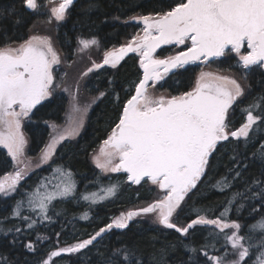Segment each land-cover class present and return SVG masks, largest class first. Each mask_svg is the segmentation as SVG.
<instances>
[{
	"label": "snow or ice",
	"instance_id": "obj_1",
	"mask_svg": "<svg viewBox=\"0 0 264 264\" xmlns=\"http://www.w3.org/2000/svg\"><path fill=\"white\" fill-rule=\"evenodd\" d=\"M47 2L53 5L49 24L64 21L74 4V0ZM149 4L147 14L129 17L143 25V34L136 33L123 45L105 50L102 63L93 60L83 76L105 65L115 69L129 53L139 57L142 75L126 90L127 98L121 101L119 93H112L118 115L93 163L102 173L125 174L124 182L130 185L150 183L163 195L146 206L121 212L86 239L57 244L41 253L40 246H47L51 238L41 234L39 226L55 223L53 216L63 215L57 210L59 205L83 202L86 210L72 219L89 221L98 205L116 198L120 191V183L111 182L98 183L96 190L86 185L78 191L72 169L51 164L50 175L39 178L0 217V237L10 238L7 247L12 249L7 254L0 251V264H30V255L43 256L36 264H54V258L82 253L78 259L90 264L92 257L85 250L97 257L96 264H172L169 256L181 249L187 255L176 264H264V93L242 107L243 120L236 127L234 105L246 90L234 75L201 70L191 90L175 95L154 91L166 77L178 82L189 65L221 58L235 59L244 80L254 71L264 73V0H149ZM41 7L40 0H13L0 6V128L4 129L0 146L7 149L14 165L23 164L0 179V198L4 199L17 193L31 167L30 160L22 159L26 145L22 120L34 116L44 102H51L58 89L69 92L67 126L45 121L52 133L41 150L40 167L53 161L58 145L80 134L90 107L109 95L100 91L82 103L78 84L72 92L63 80L57 83L55 68L62 61L51 37L34 34L16 43L9 25L17 30L26 11ZM97 10L98 0H86L81 26L94 24L91 13ZM113 19L119 21L120 16ZM99 43L94 36L82 35L77 51L87 53L99 48ZM166 45L183 47L161 58L157 50ZM220 164L225 172L205 183V177ZM253 165H258V173L249 177ZM198 186L224 193L222 208L218 215H209L213 209L194 210V218L180 223L189 194L194 190L196 195L204 194ZM245 209L260 215L248 225L231 218ZM146 216H152L153 223L163 229L174 230L175 242L165 241L157 247L159 237L153 236L143 249L137 244L111 248L103 244L112 230H126L130 222ZM198 226L207 232L202 243L194 244L189 238ZM56 235L58 240L60 234Z\"/></svg>",
	"mask_w": 264,
	"mask_h": 264
},
{
	"label": "trees",
	"instance_id": "obj_2",
	"mask_svg": "<svg viewBox=\"0 0 264 264\" xmlns=\"http://www.w3.org/2000/svg\"><path fill=\"white\" fill-rule=\"evenodd\" d=\"M13 0H0V6L8 5ZM41 4L44 2L40 0ZM18 3V0H17ZM86 3V0H76L69 8L68 15L64 22L58 27L55 42L61 51V54L66 61H71L78 45L77 40L80 36L95 37L99 40V49L102 51L110 48L118 47L135 35L139 27L128 22L130 16L136 14H147L150 11L149 0H98V10L91 13V19L94 24L87 27L81 26L79 23L82 18L81 7ZM43 7L35 12L26 11L23 18V23L17 30H12L9 25L13 39L16 43L28 38V33L37 19L43 18ZM114 16H120V20H114ZM125 21H127L125 23ZM170 51L168 47L162 48L157 52V55L164 57ZM216 69L226 71L232 68V72L237 73L242 77V74L236 68L235 59L221 58L214 60L211 63ZM183 71V75L177 79L169 76L159 85L158 89L166 91L168 94H179L183 91L191 89L196 67H187ZM142 75L141 69L138 65V59L130 53L113 69L111 67H103L93 73L87 80L84 86V93L89 97L98 96L100 91L108 92L109 95L102 100H98L91 106L88 114V119L80 137L72 142L61 145L54 157V163H60L68 166L75 173L77 180L78 191H84L85 186L91 190L97 189V184L102 183L107 185L109 182L107 177L98 173L89 162V154L95 150L99 144L107 138V135L113 126V122L118 115V105L112 98V93H119L121 101L127 98L126 90L130 89L133 81L137 80ZM243 78V77H242ZM244 80V79H243ZM109 81H112L109 85ZM246 94L234 105L235 112L233 113V120L236 127H239L243 120L242 107L252 100L254 96L264 93V73L261 71H254L249 74L247 80H244ZM162 85V87H161ZM66 99L61 94H55V98L51 102H46L45 106H38L39 111L34 110L35 115L26 122L24 132L28 137V151L29 155L33 156L39 152V149L46 142L48 136V124L60 123L62 121L65 111ZM224 163H227V156L224 157ZM11 163L5 153L0 150V178L6 175L11 169ZM225 168L222 164L218 165L215 173L205 177V183L213 179L216 173L223 174ZM258 173V165H253L249 172V177L255 176ZM50 175V166L48 168L40 169L26 178L18 187L17 193L7 199L0 198V217L5 216L11 210L13 201L20 198L21 194L35 185L39 178ZM99 181L90 183V181ZM218 178V175L216 176ZM203 195H196L190 193L186 204L183 206V211L180 213V223H186L191 218H194V210L207 208L213 209L209 211V215H218L224 203L225 194L214 190L204 189L198 186ZM154 197V192L147 189L143 185L131 186L125 183L120 186V191L116 198L98 205L91 213L92 219L89 221L73 220V216H79L86 210L87 206L81 202L77 204L75 201L66 202L59 205L57 210L62 211L63 215L53 216L55 223L39 226L41 234L48 235L51 239L47 242V246H40L41 253H47L49 249L57 244L65 246L76 242L77 239H86L89 234L98 230L110 222V220L120 215L121 212H126L137 205L151 202ZM260 213L250 214L247 209L240 214H231L232 219H238L243 225L252 223L259 217ZM69 221H72L69 223ZM247 228L245 227L244 231ZM207 230L202 227H197L193 236L189 240L194 244L203 242ZM57 233L59 238L57 240ZM153 236L159 237L155 243L159 247L162 242H175L177 234L174 230L163 229L161 226L153 225L148 221H134L126 230H112L108 238L103 241L108 248L121 244H137L144 248L149 245ZM10 238L0 237V251L6 254L12 252V249L7 247V240ZM31 239L35 240V234ZM188 242V241H186ZM107 249L101 248V251ZM85 253L90 255V264H96L97 257L91 251L85 250ZM78 255H64L62 257L54 258V264H89L88 261L78 259ZM187 254L183 250H179L169 256L172 264L185 257ZM40 255H30V264H36V261L42 259Z\"/></svg>",
	"mask_w": 264,
	"mask_h": 264
},
{
	"label": "rangeland",
	"instance_id": "obj_3",
	"mask_svg": "<svg viewBox=\"0 0 264 264\" xmlns=\"http://www.w3.org/2000/svg\"><path fill=\"white\" fill-rule=\"evenodd\" d=\"M43 1L44 2L42 3V5H43V10L42 11H43V15L44 16H43V18L37 19V21L33 24V26L29 30L28 37H30L31 35H34V34L35 35H40V36H49V37H51L53 46L55 47V49L59 53V55L61 57V61H62V63L60 65L56 66V68H55L57 83H59L61 80H63L64 81V86L68 87L70 89V91H72V92H74L76 90V86L78 84L79 85V98H80V101L82 103L86 102V101H89V100H91V97L87 96L84 93V86H85L87 80L89 79V77L94 72L98 71L99 69H94L92 72H89L87 76H83V73L86 72L87 69L92 66V61L93 60H95L97 63H102L103 52L104 51H102L99 48H93V49L89 50V52L81 54L76 49L75 53L73 54L74 56L71 59V61H66L65 58L63 57V55L61 54V51L57 47L56 42H55V38H56L58 27L64 21L59 22V23L53 21L51 24H49L47 21L50 18V8L53 5L48 4L47 0H43ZM57 2H58V0H57ZM127 21L132 23V24L137 25L139 27L137 33H140L141 35L143 34L142 33V28H143L142 24L137 23L135 21H131L129 19ZM124 43H126V42H124ZM123 44H121V45H123ZM164 47H168V49H170V51L167 53V55H171V54H175V52L180 51L183 46L176 47L174 45H166ZM111 50H112V48L109 49V51H111ZM135 56L138 59V65H139V57L136 54H135ZM161 58H163V57H161ZM211 63L212 62L209 61L207 64H199L198 63V64H193V65L187 66V67H196L197 68V73L195 74L192 87L194 86L195 80L199 76V73H200L201 70H203V71H211V72H219V74H222V75H234L242 83V85L245 87V83H244L243 78L241 76H239L237 73L232 72V71L229 72V71L218 70ZM235 64H236V60H235ZM104 67H110V66L105 65ZM141 72H142V70H141ZM161 83H162V81L160 82V84ZM160 84L157 85V88L154 91H157L158 93L168 94L166 91H161V90L158 89ZM55 94H61L66 99L65 112H64L62 121L60 123H57V125H59L61 127H66L67 126V120H68V113H69V109H70L71 97H70L69 92H64V91H62L60 89H58ZM90 109H91V107H90ZM90 109H89V111H90ZM89 111H88V114H89ZM88 114L85 117V124H86L87 119H88ZM27 121H28V119L22 120V126H21V131L23 132L25 140H26V145L24 147V155H23L22 159L25 161V163H27L29 160L31 161V167L27 170V175H26L25 179L28 178L29 175H31L32 173H34V172H36V171H38L40 169L48 168L51 164H53L54 157H55V156L53 157V161H51L49 164H44V165H42L40 167H37V165L40 163L41 150L49 142L50 135L52 133V129H51V127L48 124V127H47L48 128V136H47L46 142L42 145V147L39 149V152H37L36 155L30 156L29 155V151H28V145H29L28 137H27L26 133L24 132V126H25ZM85 124H84V127H85ZM83 129L81 130L80 134L78 136H76L74 139H69V140L63 141L60 145H58V147L56 149V152H57L58 148L61 145L67 144V143H72V142L76 141L80 137ZM3 130L4 129L0 128V131H3ZM101 145H102V143L95 150H93L89 154V162H90V164L92 165L93 168H95L98 171V173H100L101 175L107 177V179L109 181H111V183H120V186L125 184V182H124L125 181V174H123V173H107V174H105V173H102L99 169H97L95 167V164L93 163V156L95 154H98L99 148H100ZM0 150L5 153V155L7 156V158L9 159V161L11 163L10 171L6 175H4L3 177L0 178V179H3L9 173H12L15 170H17L18 168L23 167V164L14 165L13 162H12V158L7 153V149L4 148L3 146H0ZM24 180H22L20 182V185L23 183ZM141 185H143L147 189H150L152 192H154V197H153L151 202L156 200L159 196L163 195V192L161 190L156 188L154 185H151L150 183H147V184L142 183ZM131 186H136V185H131ZM151 202H148V203H151ZM148 203H146V204H148ZM146 204L137 205L134 208L143 207V206H146ZM134 208H132V209H134ZM117 216H119V215H117ZM134 221H148L149 223H151L153 225L159 226L158 224H154L153 223L152 216L138 217L135 220H133L132 222H134ZM110 222H111V220H110Z\"/></svg>",
	"mask_w": 264,
	"mask_h": 264
},
{
	"label": "flooded vegetation",
	"instance_id": "obj_4",
	"mask_svg": "<svg viewBox=\"0 0 264 264\" xmlns=\"http://www.w3.org/2000/svg\"><path fill=\"white\" fill-rule=\"evenodd\" d=\"M118 47H119V46H118ZM110 49H111V48H110ZM108 50H109V49H108ZM133 54H134V53H133ZM134 55H135V54H134ZM94 73H95V72H94ZM46 102H48V101H46ZM46 102H45V103H46ZM64 112H65V111H64ZM47 126H48V125H47ZM101 143H103V141H102ZM101 143H100V144H101ZM100 144H99V145H100Z\"/></svg>",
	"mask_w": 264,
	"mask_h": 264
},
{
	"label": "water",
	"instance_id": "obj_5",
	"mask_svg": "<svg viewBox=\"0 0 264 264\" xmlns=\"http://www.w3.org/2000/svg\"><path fill=\"white\" fill-rule=\"evenodd\" d=\"M75 1H76V0H74V2H75ZM162 48H165V47L163 46ZM162 48H161V49H162ZM161 49H158L157 52H158L159 50H161ZM129 54H130V53H129ZM212 61H213V60H212Z\"/></svg>",
	"mask_w": 264,
	"mask_h": 264
}]
</instances>
